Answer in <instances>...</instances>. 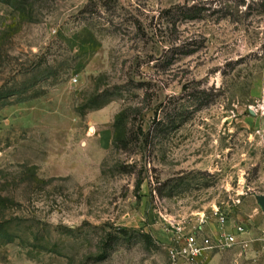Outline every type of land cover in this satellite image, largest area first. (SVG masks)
<instances>
[{
  "label": "rangeland",
  "instance_id": "obj_1",
  "mask_svg": "<svg viewBox=\"0 0 264 264\" xmlns=\"http://www.w3.org/2000/svg\"><path fill=\"white\" fill-rule=\"evenodd\" d=\"M29 4L0 1V264H264V0ZM216 213L244 242L173 262Z\"/></svg>",
  "mask_w": 264,
  "mask_h": 264
},
{
  "label": "built area",
  "instance_id": "obj_2",
  "mask_svg": "<svg viewBox=\"0 0 264 264\" xmlns=\"http://www.w3.org/2000/svg\"><path fill=\"white\" fill-rule=\"evenodd\" d=\"M216 215L219 217V213ZM203 224L206 222L202 221V226L189 233L180 226L175 228L173 243L168 249V256L173 262L206 259L214 253L225 252L244 242L246 228L242 225L229 227L226 217H219V229L209 226V232H206Z\"/></svg>",
  "mask_w": 264,
  "mask_h": 264
},
{
  "label": "trees",
  "instance_id": "obj_3",
  "mask_svg": "<svg viewBox=\"0 0 264 264\" xmlns=\"http://www.w3.org/2000/svg\"><path fill=\"white\" fill-rule=\"evenodd\" d=\"M0 1L16 9L18 13L21 15V17L24 19L28 18L27 8L32 9V5L29 4L31 0H0ZM88 12H89L88 9H83L82 14H85ZM123 117H124V114H121L117 117L116 129H119V125L122 122Z\"/></svg>",
  "mask_w": 264,
  "mask_h": 264
},
{
  "label": "water",
  "instance_id": "obj_4",
  "mask_svg": "<svg viewBox=\"0 0 264 264\" xmlns=\"http://www.w3.org/2000/svg\"><path fill=\"white\" fill-rule=\"evenodd\" d=\"M255 197L257 199L258 205L260 206V208L264 213V195H256Z\"/></svg>",
  "mask_w": 264,
  "mask_h": 264
},
{
  "label": "crops",
  "instance_id": "obj_5",
  "mask_svg": "<svg viewBox=\"0 0 264 264\" xmlns=\"http://www.w3.org/2000/svg\"><path fill=\"white\" fill-rule=\"evenodd\" d=\"M228 225H229V227H231V223H230L229 221H228ZM232 226H233V225H232ZM229 227H228V228H229Z\"/></svg>",
  "mask_w": 264,
  "mask_h": 264
},
{
  "label": "bare ground",
  "instance_id": "obj_6",
  "mask_svg": "<svg viewBox=\"0 0 264 264\" xmlns=\"http://www.w3.org/2000/svg\"><path fill=\"white\" fill-rule=\"evenodd\" d=\"M93 131V130H92Z\"/></svg>",
  "mask_w": 264,
  "mask_h": 264
}]
</instances>
